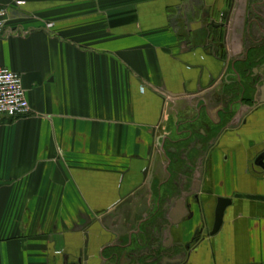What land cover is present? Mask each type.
Here are the masks:
<instances>
[{"label":"crops","instance_id":"obj_1","mask_svg":"<svg viewBox=\"0 0 264 264\" xmlns=\"http://www.w3.org/2000/svg\"><path fill=\"white\" fill-rule=\"evenodd\" d=\"M0 6V68L21 75L30 107L0 118V264L71 262L85 235L87 264H111L140 239L123 212L155 202L149 164L172 222L187 210L162 234L163 252L190 244L174 264H264V0ZM198 172L201 205L183 197ZM218 198L232 201L222 226L196 243Z\"/></svg>","mask_w":264,"mask_h":264},{"label":"flooded vegetation","instance_id":"obj_2","mask_svg":"<svg viewBox=\"0 0 264 264\" xmlns=\"http://www.w3.org/2000/svg\"><path fill=\"white\" fill-rule=\"evenodd\" d=\"M173 162L175 165L178 163L176 160H173ZM185 173V175H187L188 171L186 170ZM146 180L147 176L145 177V181ZM161 187L160 183L158 186H154V184L151 183L149 186L151 192L149 194L155 199V202L152 206H147L146 211L141 216L137 214L140 205L133 210L129 208L123 212V220L125 221L121 227L123 230H126V232H131L132 227L130 223L140 217L138 220L140 225L137 228V233L140 239H138L136 243L130 240L127 246L122 243L121 245H118L116 248H124V251L118 253V249H115L111 258V264H174L176 261L174 258L176 251L177 253L189 252L190 244L181 247L182 245L180 246L177 243L173 244V242L167 246V253L163 252L162 234H164L163 232L165 231L164 226L172 222V217H169L166 213L165 205L161 199ZM143 188L144 192L148 191L147 187ZM205 224L206 217L205 215H202V224L200 225L198 232H196L193 240L201 239L208 235L209 231ZM151 232L154 233V236L150 238ZM133 245L138 247V249H141V251L136 252L134 249L131 250ZM185 247H188V249L185 250Z\"/></svg>","mask_w":264,"mask_h":264},{"label":"water","instance_id":"obj_3","mask_svg":"<svg viewBox=\"0 0 264 264\" xmlns=\"http://www.w3.org/2000/svg\"><path fill=\"white\" fill-rule=\"evenodd\" d=\"M221 83H219L218 85H220ZM263 141V146H264V140ZM254 165L255 166H258L262 169V171H264V148L263 150L260 152V154L256 157L255 161H254ZM195 174V175H194ZM194 176H192V179H193V184H190V186L188 188L185 189V195H183L184 198L186 197H192L193 198V201H195V203L197 205H201L199 199H198V196L195 195V192L198 191V181L200 180L199 179V175H200V172H198V174L196 175V173H193ZM146 176V171H144L143 173V177L145 178ZM151 179H152V175L148 177V179L146 180L145 182V186L144 187H147V189L149 190V192H151L149 186L151 185ZM189 183H187V180H185V184L182 186V189L184 187H186ZM144 189V188H143ZM142 193V190H138L136 191V193H134L133 195H131L130 197V201L136 197H139ZM148 197H142L141 199V204H140V207L137 211V214L139 216H141L142 214H144V212L146 211V208H147V202H148ZM129 201V202H130ZM232 204V201L229 200V199H224V198H218L216 200V205H215V209H214V220H213V227L211 229V231H209L208 233V236H212L214 234H216L221 226H222V222H223V216H224V213L226 211V209L231 206ZM179 205L181 206L179 209H178V216H177V220H174L172 223V225L174 226H177L181 219L183 217L186 216L187 214V210L185 207H183L184 203L183 201H181L179 203ZM185 208V209H184ZM140 217L137 218V220H139ZM169 223V224H171ZM196 243H198L199 240H195ZM181 246V245H180ZM188 247H185V250H187ZM188 252H186V260L189 258V254L187 255ZM88 236L85 235V241L83 243V246L81 248L78 249L77 251V254H76V257H75V260L71 261V262H68V255L67 254H64L63 256V263L64 264H87V261H88Z\"/></svg>","mask_w":264,"mask_h":264},{"label":"built area","instance_id":"obj_4","mask_svg":"<svg viewBox=\"0 0 264 264\" xmlns=\"http://www.w3.org/2000/svg\"><path fill=\"white\" fill-rule=\"evenodd\" d=\"M7 21L8 11L0 6V36ZM29 114L30 107L21 75L7 68H0V118L15 120Z\"/></svg>","mask_w":264,"mask_h":264},{"label":"rangeland","instance_id":"obj_5","mask_svg":"<svg viewBox=\"0 0 264 264\" xmlns=\"http://www.w3.org/2000/svg\"><path fill=\"white\" fill-rule=\"evenodd\" d=\"M159 143H160V140H159ZM158 149V152H159V150H160V148H157ZM182 163H184V162H179V164L177 165V166H179L180 164L183 166V164ZM160 164V163H159ZM149 170H150V164L147 166V171H146V173L147 172H149ZM184 175H185V173H183ZM145 180V179H144ZM146 182V181H145Z\"/></svg>","mask_w":264,"mask_h":264}]
</instances>
